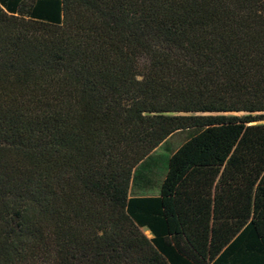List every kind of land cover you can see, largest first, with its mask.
I'll return each mask as SVG.
<instances>
[{"label": "trees", "instance_id": "16d2710c", "mask_svg": "<svg viewBox=\"0 0 264 264\" xmlns=\"http://www.w3.org/2000/svg\"><path fill=\"white\" fill-rule=\"evenodd\" d=\"M0 264H264V0H0Z\"/></svg>", "mask_w": 264, "mask_h": 264}, {"label": "rangeland", "instance_id": "374dc122", "mask_svg": "<svg viewBox=\"0 0 264 264\" xmlns=\"http://www.w3.org/2000/svg\"><path fill=\"white\" fill-rule=\"evenodd\" d=\"M189 133V131L175 133L136 168L130 189L131 196L158 195L159 186L167 170L168 158L186 140ZM144 234L150 237L148 231L144 230Z\"/></svg>", "mask_w": 264, "mask_h": 264}]
</instances>
